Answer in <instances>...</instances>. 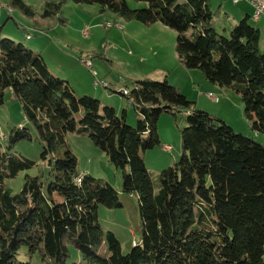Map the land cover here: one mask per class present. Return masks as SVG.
<instances>
[{"label":"trees","instance_id":"1","mask_svg":"<svg viewBox=\"0 0 264 264\" xmlns=\"http://www.w3.org/2000/svg\"><path fill=\"white\" fill-rule=\"evenodd\" d=\"M63 1L45 2L42 17H59ZM72 1L176 31L179 63L240 95L251 129L264 134V53L260 31L248 18L218 32L212 0H134L146 3L134 8L126 0ZM6 2L33 14L24 0ZM133 83L129 94H121L137 113L135 126L127 124L126 109L117 114L76 94L67 79L50 72L40 52L0 37V105L10 90L43 144V160L65 147L61 157L49 158L45 180L25 174L14 193L5 180L35 163L9 150L30 140V133L19 127L0 139V264H29L16 258L22 247L46 264H68V243L88 264H264V146L196 107L165 77ZM163 111H185L186 126L180 155L159 172L155 191L141 152L161 145L157 121ZM67 133L89 137L120 170L121 191L137 193L140 239L128 252L98 220L99 205L122 206L117 190L77 173Z\"/></svg>","mask_w":264,"mask_h":264},{"label":"rangeland","instance_id":"2","mask_svg":"<svg viewBox=\"0 0 264 264\" xmlns=\"http://www.w3.org/2000/svg\"><path fill=\"white\" fill-rule=\"evenodd\" d=\"M24 1L33 9L32 15L18 7H11L6 0H0L12 11L9 12L6 7L0 9V37L23 42L35 50L34 47H37L36 51L50 63L51 66L48 67L50 72L60 78L69 79L76 94L90 95L103 105L111 103L123 105L117 113L120 114L122 109H126L127 124L135 126L137 113L128 103L126 96L121 94V90H131L136 79L162 80L165 77L188 100L196 101L194 97L201 95L200 104L196 103V107L221 118L235 132L251 137L264 146V134L251 129L240 95L225 87H222L225 90L223 93L207 89L206 86H211V83L200 75L198 69H186L179 63L174 50L177 33L173 29L160 23L143 25L135 20L127 21L109 10L100 12L97 4L75 3L72 0L63 1L59 17H42L45 2L51 0ZM126 2L132 8L139 4L146 6L144 2L134 0ZM226 2L230 4L228 9L232 11L235 3L232 0H225L224 3ZM212 9L215 10V7ZM60 17L64 21L60 20ZM213 20L218 32H221L224 26L229 27L218 15H214ZM126 22L137 24L138 28L128 26ZM33 25L41 27V31L35 29ZM119 25L124 26V29L121 30ZM25 33L31 38L25 39L27 36ZM86 57L91 60L92 69L86 68L83 63V58ZM192 72H197L200 76H191ZM207 93H221L218 96L219 101L216 103L211 101L206 96ZM107 94L111 95L110 99L105 96ZM185 115V111H177L175 114L163 111L157 121L161 145L141 152L155 191L159 187V172L171 166L180 155V130L186 126ZM19 127L28 129L30 140L18 141L9 151L35 164L31 169L20 171L15 178L5 180L6 186L14 193L21 189L25 174L37 175L41 180H45L49 158L61 157L65 148L57 147L49 158L43 160L41 158L43 144L26 119L20 102L10 90H6L4 103L0 105V139L3 140L14 128ZM166 144L171 146V151L164 150ZM65 146L77 157L78 174H90L100 178L117 190L122 206L107 208L99 205L98 220L104 231H112L115 234L122 252H128L133 241L140 239L137 193L128 194L121 191L120 170L114 167L105 153L93 145L89 137L67 133ZM67 247L68 264H88L71 244L68 243ZM102 251L103 245L99 249V252ZM16 258L29 264H46L40 260L37 252L30 253L26 247L18 250Z\"/></svg>","mask_w":264,"mask_h":264},{"label":"crops","instance_id":"3","mask_svg":"<svg viewBox=\"0 0 264 264\" xmlns=\"http://www.w3.org/2000/svg\"><path fill=\"white\" fill-rule=\"evenodd\" d=\"M227 1H229V0H227ZM224 2H225V0H212L211 1V7L214 6L215 10H218L217 15L220 16L221 19H223L224 24L227 25V26L235 24L236 22H238L239 20H241L244 17L248 18L249 23H251L254 27L258 28L259 31H260L259 48L264 53V18L261 17V18H259V20L253 21V19L251 18V15L253 14V7L247 0H241V1L237 2V3H235V5L233 4L232 11H230L228 9L230 4L228 2H226V3H224ZM137 6H141V4H139ZM214 7H212V8H214ZM0 17H1V15H0ZM126 23H127L128 26L132 25L134 28H138L137 24H131V22H126ZM155 23H160V22H155ZM161 25H163V24H161ZM33 27L35 29L39 30V31H41L40 29H42L41 27H38L37 25H33ZM123 29H124V26L122 27L121 30H123ZM27 35H28V33H27ZM28 36H29L28 39H30L31 38L30 35H28ZM25 39H26V37H25ZM37 45H38V43H37ZM34 48H36V50H38L37 47H34ZM45 61L47 63V66L50 68L51 65H50V63H48V60L45 59ZM83 63H84V61H83ZM58 66H60V65L58 64ZM64 74L66 75V73H64ZM200 75L197 72H192V74H191V76H194V77H198ZM64 79H66V78H64ZM67 80L69 81V79H67ZM69 83H70V81H69ZM210 85L211 86H209V85L206 86V88L209 89V90H214L216 92L220 91L221 93H223L225 91V90L222 89V87H220L218 85H215V84L214 85L210 84ZM104 87L108 88L107 86H104ZM119 93H120V91H119ZM221 93H219V94H221ZM219 94L215 93V94H212V95L217 97L218 101H219V97H218ZM105 96L108 99H110V97H111V95H109V94H107ZM194 98L196 99V101H194V102L195 103H199V99L201 98V95H199L198 97H194ZM211 101H214V100L211 99ZM107 102H109V101H107ZM214 102L216 103V101H214ZM111 105H113L112 107L115 108L116 112L119 110V108H122V106H123V105H120V104L117 105V103H111ZM221 108L223 109V103H222ZM127 116H128V113H127V110H126V118H127Z\"/></svg>","mask_w":264,"mask_h":264},{"label":"built area","instance_id":"4","mask_svg":"<svg viewBox=\"0 0 264 264\" xmlns=\"http://www.w3.org/2000/svg\"><path fill=\"white\" fill-rule=\"evenodd\" d=\"M234 3H237L241 0H232ZM253 7V14L251 15V18L253 19V21H257L259 20V18L263 17L264 18V0H247ZM1 7H6L8 9L9 12H12L9 6H6L4 3L0 2V9ZM110 26V25H109ZM85 34V32H84ZM26 37H29L28 35ZM84 63L85 65L89 68L92 69V63L91 60H89L88 58L84 59ZM93 74H95L94 71H92ZM124 94H127L126 92H124ZM206 96L214 101H218V98L213 96L210 93H207ZM164 150L165 151H171V146L170 145H164Z\"/></svg>","mask_w":264,"mask_h":264},{"label":"bare ground","instance_id":"5","mask_svg":"<svg viewBox=\"0 0 264 264\" xmlns=\"http://www.w3.org/2000/svg\"><path fill=\"white\" fill-rule=\"evenodd\" d=\"M119 26H120V25H119ZM120 28L122 29V26H120ZM86 58H87V57H86ZM84 59H85V58H83V61H84ZM88 59H89V58H88ZM89 60H90V59H89ZM84 64H85V63H84ZM87 68H88V67H87ZM124 92H126L127 94H129L130 91L124 89V90H123V94H124ZM127 94H125V95H127ZM130 98H132V97H130ZM130 100H131V99H130Z\"/></svg>","mask_w":264,"mask_h":264}]
</instances>
